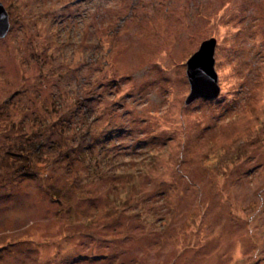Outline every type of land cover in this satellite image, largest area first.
<instances>
[{
	"label": "rangeland",
	"instance_id": "374dc122",
	"mask_svg": "<svg viewBox=\"0 0 264 264\" xmlns=\"http://www.w3.org/2000/svg\"><path fill=\"white\" fill-rule=\"evenodd\" d=\"M0 2V264H264V0Z\"/></svg>",
	"mask_w": 264,
	"mask_h": 264
},
{
	"label": "water",
	"instance_id": "95a60500",
	"mask_svg": "<svg viewBox=\"0 0 264 264\" xmlns=\"http://www.w3.org/2000/svg\"><path fill=\"white\" fill-rule=\"evenodd\" d=\"M9 30L8 14L0 2V38H4ZM215 39L204 41L198 52L193 54L186 63V76L190 92L185 99L189 105L198 99L214 100L219 96L220 88L214 71Z\"/></svg>",
	"mask_w": 264,
	"mask_h": 264
},
{
	"label": "trees",
	"instance_id": "16d2710c",
	"mask_svg": "<svg viewBox=\"0 0 264 264\" xmlns=\"http://www.w3.org/2000/svg\"><path fill=\"white\" fill-rule=\"evenodd\" d=\"M38 147L39 146H35V147L34 146H30L29 148L24 149L25 152L19 151V153H21L22 155H25V156H27V155L31 156L34 153V150H37ZM15 156H19V155L18 154H12V157H15Z\"/></svg>",
	"mask_w": 264,
	"mask_h": 264
}]
</instances>
